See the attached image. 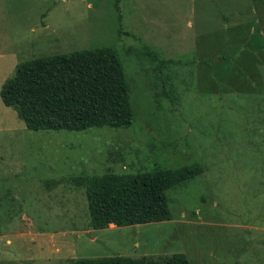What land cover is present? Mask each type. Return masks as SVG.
I'll return each instance as SVG.
<instances>
[{"label": "rangeland", "instance_id": "374dc122", "mask_svg": "<svg viewBox=\"0 0 264 264\" xmlns=\"http://www.w3.org/2000/svg\"><path fill=\"white\" fill-rule=\"evenodd\" d=\"M118 6L0 0V89L23 62L114 46L135 114L128 128L30 130L0 96V264H264V0ZM193 164L204 172L168 190L173 218L158 222L91 228L70 181Z\"/></svg>", "mask_w": 264, "mask_h": 264}, {"label": "trees", "instance_id": "16d2710c", "mask_svg": "<svg viewBox=\"0 0 264 264\" xmlns=\"http://www.w3.org/2000/svg\"><path fill=\"white\" fill-rule=\"evenodd\" d=\"M120 0H116L118 6ZM119 7V6H118ZM159 64L157 56L147 52ZM161 74L164 73L159 69ZM124 63L114 46H98L43 56L17 66L0 89L30 130L82 131L92 127L128 128L135 121ZM204 172L201 164L156 168L136 174H81L70 178L83 188L89 227L108 228L170 220L168 190ZM59 183L53 179L51 185ZM74 264H190L176 252L162 260L122 255L79 259Z\"/></svg>", "mask_w": 264, "mask_h": 264}, {"label": "crops", "instance_id": "0c3cea01", "mask_svg": "<svg viewBox=\"0 0 264 264\" xmlns=\"http://www.w3.org/2000/svg\"><path fill=\"white\" fill-rule=\"evenodd\" d=\"M110 225H113V224H110Z\"/></svg>", "mask_w": 264, "mask_h": 264}]
</instances>
